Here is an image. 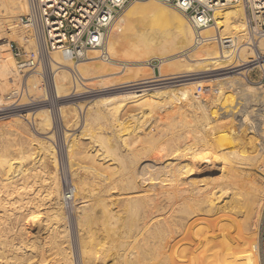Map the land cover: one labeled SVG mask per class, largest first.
<instances>
[{
    "label": "bare ground",
    "instance_id": "1",
    "mask_svg": "<svg viewBox=\"0 0 264 264\" xmlns=\"http://www.w3.org/2000/svg\"><path fill=\"white\" fill-rule=\"evenodd\" d=\"M26 12V0H0V87L3 89H6L7 83L20 77L11 54L10 38L14 37L22 43L32 52L33 58L39 54L32 31L28 28L22 31L16 29L19 24L26 27L20 19ZM4 28L8 36L3 33ZM247 33L245 11L240 4L211 12L210 22L205 27H198L187 14L167 1L136 0L123 8L102 44L85 56L73 58L58 50L43 51L50 78L51 99L53 104H59L56 114L67 143L64 154L68 158L66 164L70 182L59 179V162L54 146L45 139H50L52 134H43L46 129L53 128L52 112L46 106H40L33 112L29 110L36 118L34 133L42 137L29 136L28 143L17 144L15 148L11 142L16 153H12V157L0 155V226H8L7 223L14 219L16 222L23 218L35 220L36 215L41 213L39 207L43 205L47 206L48 212L53 210V218H58L61 209H64L62 205L72 197L78 264H95L96 260L104 262L106 259L113 264H210L211 261L215 264H259L256 235L253 236L252 231L259 223L264 203V177L254 171L257 169L264 173V86L247 84L237 70L257 67L264 74V37L253 42L249 41ZM115 53H120L124 59L112 57ZM142 57L151 59L139 63L143 61ZM38 68L37 62L31 78L40 72ZM110 76L113 78L108 80ZM97 77L110 84L101 88L97 93L100 97L94 99L95 102H79L78 105L68 101L75 98V94H91L92 90L84 89V81ZM205 78H211L210 83H204ZM93 81L92 84L96 85L97 80ZM25 85L28 86L26 80ZM21 88L19 83L18 88L3 98L10 99ZM41 89L39 81L31 91L37 93ZM226 91L234 92L232 95ZM19 94L22 95V92ZM8 101L10 107L18 104L12 99ZM128 103L134 104L140 111L137 114L127 113L129 116L124 113L133 120L130 126H124L127 118L124 121L119 117ZM153 107L164 111L163 114L166 112V119L171 117V120H176L178 117V124L189 123V117L195 121L198 118L197 125H194H201L212 136L205 140V135L201 137L206 148L211 149L219 160L216 176L212 175L213 168H210V173L199 174L194 170L195 164L181 161L187 155L191 159L197 156L196 150L191 147V141L198 135L197 130L194 131L197 134L192 137L194 139L178 134L180 138L176 130L165 136L163 141L161 137L157 141V136L156 139L151 135L150 121L144 120L141 124L140 120L151 109L154 111ZM82 108L86 109V113L81 118L79 113ZM131 108L126 109L130 111ZM10 113L0 112V122L29 114ZM101 118L116 121L110 138V135L106 138L91 126L93 121ZM68 126L74 130L80 127L78 134L87 137L92 151L79 146L86 140L79 142L77 138L78 144L74 142L73 133L76 131L68 133L67 130H71ZM69 134L72 138L67 141ZM72 159H79L80 164L75 162L77 166L73 167L75 163ZM204 177L210 182L206 186L203 184ZM241 206L245 207V213L240 214ZM47 217L52 218L48 214ZM202 221L209 225L212 235L208 239L214 243L209 241L211 248L200 247L201 250H198L194 248L196 237L189 235L187 230L193 223ZM50 222L46 224L48 226L44 224L45 228L49 229L53 221ZM53 225L56 227L55 223ZM46 230H41V234ZM54 230L49 237L56 249L50 245L58 251L55 254L62 255V258L59 257L63 260L62 264H66L71 255L66 257L68 251L60 245L68 243L66 240H70L71 236L68 238L67 231L65 239L63 231ZM191 231L193 234L194 230ZM181 232L183 236L178 237ZM99 236L102 242L98 240ZM59 238L60 241L57 240ZM10 242L0 234V264H19L15 261L16 254L6 253V247L4 250ZM183 243L191 246L185 248ZM30 244L33 245V242ZM37 248L41 249L40 245ZM43 253H39L40 259L37 257L38 264L45 263ZM52 255L51 258L54 257ZM24 256H21V261L28 264L34 261L31 256ZM51 258L47 262L52 261Z\"/></svg>",
    "mask_w": 264,
    "mask_h": 264
},
{
    "label": "rangeland",
    "instance_id": "2",
    "mask_svg": "<svg viewBox=\"0 0 264 264\" xmlns=\"http://www.w3.org/2000/svg\"><path fill=\"white\" fill-rule=\"evenodd\" d=\"M22 18V16H20V19ZM13 23H16L15 21L13 22ZM27 27H23V25L22 24H19V25H17V27H16V29L17 30H19V31H22V29H25V30H27L26 29ZM29 31H27L26 33H28ZM3 33L5 34V36H8L7 34V30H6V28H4V30H3ZM117 35L118 34H120V32L119 33H116ZM10 38V37H9ZM9 41H11V42H13L14 43V45H16L18 48H19V51H20V56L19 57H15V56H13L12 55V57H13V59H14V64H15V67H16V60L17 59H24V58H28V57H32V52L30 51V50H28V49H26L25 47H24V45L22 44V43H20L18 40H16V38H10L9 39ZM117 53V52H116ZM115 53V55L114 56H112V57H119L120 56V58L122 57L123 59H124V57L120 54V53H118V55ZM12 54V53H11ZM138 59V58H137ZM141 59H143V57L141 58ZM151 58L150 57H145L144 59H143V61H139V63L140 62H144V60L146 61H148V60H150ZM146 61V62H147ZM39 68H38V70L40 71L38 74L36 73V75H34V77L33 78H31V75L33 74L32 73V71L34 70H31V71H27V72H24V73H21V72H19L20 73V77L17 79V81H15L14 80V82H13V80H12V82H9V83H7V87H6V89H3L2 87H0V103H1V105H0V112H4V113H7V111L8 112H12V113H10V114H15V113H17V114H19V112L20 113H23V114H25V113H27L28 114V112H29V114H28V116L29 115H31V116H25V117H22L21 118V116H18V115H16V116H18V117H9V118H6V119H4L2 122H0V125H1V128H0V155H5V156H7V157H12L15 153H16V151H15V146L17 145V144H21V143H24V144H26V143H28L29 142V138L30 137H32V136H35L34 138H38L39 136H41V134H37V133H34V132H36V129H34V128H37L36 127V125H34L35 124V122H36V118L34 117V115L32 114V113H30V111H34L36 108H38V107H42V106H46L49 110H50V112H52L51 114H52V116L54 117V125H53V128L52 129H46L45 131H47V132H44V131H42V132H44L43 134H46L47 135V133H49V134H52L51 136L52 137H50V139H47V138H45L46 140H49V142L54 146V149H55V155L57 156L56 158H57V162H59V163H57V168H58V170H57V175H58V177H59V179H61V182H70V174H69V170H68V164H66V163H68V158L66 157V154H64L65 153V145L67 144L65 141H64V139H63V133H62V131H63V126H62V124H61V121H59V118L57 117V114H56V110H57V107L59 106V104L58 103H54L53 104V102H52V99H51V87L49 86V81H48V79H50V78H48L49 77V74H47V66H46V59H44V55L43 54H41V56L39 57ZM122 62H126V61H122ZM138 63V62H137ZM145 67L146 65H137V67ZM48 67H49V63H48ZM55 67V66H54ZM57 67V66H56ZM55 67V68H56ZM148 67V66H147ZM36 68V67H35ZM53 68V67H52ZM245 69V70H244ZM155 70H156V68H155ZM243 70V71H242ZM238 72H240V76L242 77V78H244L245 79V81L247 82V84H252V85H256V86H258V84L259 85H262L263 84V86H264V74H261V72H260V70H259V68H257V67H255V68H252V69H247L246 67H242V68H240V69H238L237 70ZM243 74V75H242ZM31 78V79H30ZM99 77H97V78H95L97 81H96V85L95 84H92V82L94 83L95 81H93V80H95L94 78L93 79H89V81L91 82H89L88 80H85L84 82V84H85V87L84 86H82V87H84V89H88V90H92V93L91 94H89V95H85V94H82V95H79V94H75V98H72V99H70V100H68V101H73V103H76V104H78L79 102V104H86V103H93V102H95L94 101V99H98L99 97H100V95L99 94H97L98 92H100V90H102L103 88H106L105 87V85L106 86H108L110 83H108V82H105V81H102V80H104L103 78L102 79H98ZM113 77H109L108 78V80H110V79H112ZM25 80H26V84H28V86H26L25 85ZM205 81H204V83H207L208 84V82L210 83V81H211V78H205L204 79ZM4 81V80H3ZM40 81V86H41V90L39 91V92H33V91H31L32 90V87H35L36 85H37V83ZM86 81H87V83H86ZM100 81V84L98 83ZM107 81V80H106ZM105 84H104V83ZM19 83H20V85L24 88V91L22 92V95H20V94H18L16 97H11L10 99H7V100H5L3 97H4V95L5 94H7V93H9L11 90H14V89H16V88H18L19 87ZM88 83H89V85H91V87L88 85ZM99 85H98V84ZM256 83V84H255ZM108 84V85H107ZM117 84V83H116ZM89 87H88V86ZM94 85V86H93ZM103 85V86H102ZM111 86H113V85H111ZM209 86V85H208ZM29 87V88H28ZM99 87V88H98ZM31 88V89H30ZM98 88V89H97ZM102 88V89H101ZM109 88V87H108ZM29 91H28V90ZM81 90H83V89H81ZM19 91V90H18ZM47 91V92H46ZM228 91V90H227ZM226 91V92H227ZM6 92V93H5ZM28 92H30V94L28 93ZM33 92V93H32ZM233 92L234 91H232V92H227V93H229V94H232L233 95ZM83 96V97H82ZM66 97V98H65ZM65 97H63L62 99H67V96H65ZM70 97V96H69ZM16 100V102L15 103H18L17 104V106H11L10 107V104H9V101L8 100ZM28 99V100H27ZM1 100H3L2 102H1ZM26 100V101H25ZM86 100V101H85ZM93 100V101H92ZM28 101V102H27ZM92 101V102H91ZM31 103V104H30ZM36 103V104H35ZM40 103H42L41 105H37V104H40ZM27 104V105H26ZM29 104V105H28ZM58 104V105H57ZM78 104V105H79ZM96 104H98V103H96ZM129 105H128V107H127V104H126V106L123 108V115H120V117H119V120L121 119V120H124L125 118H127V120H126V122L124 123V126H130V124L129 123H131V122H133V120H132V118H130L129 119V117H126V116H129V114L131 113V114H137L140 110L138 109V108H136V106L134 105V104H131V103H128ZM131 104V105H130ZM133 106V107H135V108H131V107ZM7 107H9V108H7ZM128 108H131L130 109V111L129 110H127ZM154 108V107H153ZM157 107H155L154 108V111L151 109L148 113L147 112H145V113H147V114H145L144 115V117H142V119L140 120V122H141V124L144 122V120L146 121V120H149L150 121V124L148 125V127H150V132H151V135L154 137V138H156V136H157V138L158 137H161L162 138V140H161V138L159 139H157V141H159V140H161V141H163L164 140V138H166V137H168V135H171L170 134V132H172V131H177L178 133H176L177 135L178 134H183V136L184 135H187L188 137H190V138H192V137H194V136H196L197 134V138L195 137V139L194 138H192V139H194L193 141H191V147L193 146L194 148L192 149V150H196V152H197V156L194 158L193 157V159H191L192 157H190V156H185V157H183V158H181V161L182 162H186V161H188V162H190V163H192V164H195L194 165V170H196L195 172H197V173H199V174H206V173H210V168H213V169H211V170H218V169H216L217 168V165L219 164V160L218 159H216L217 157H214V156H216V154L215 153H213V151L211 150V149H207L206 148V146L204 145L205 143H203V140H202V137L201 136H207V137H203L204 138V140H205V138L207 139L208 137L209 138H212V136L210 137V133H208L207 132V130L206 129H204L201 125H198V126H196L197 124H196V121H197V119H196V121H195V119H191L192 117H189L188 119H190V120H188V122L189 123H186L185 125L184 124H178L176 121L177 120H179V118L177 119L176 118V120H175V118H173L172 120H171V117H170V120H169V118L168 119H166L167 117H165V113L163 114V112L164 111H162V112H160L158 109H156ZM19 110V111H18ZM30 110V111H29ZM126 110V111H125ZM125 111V112H124ZM151 111H153V112H151ZM159 113H157V112ZM55 113V114H54ZM86 113V109H84V108H82V109H80V113H79V115L81 116V118H82V115H84ZM122 113V112H121ZM124 113H125V115H124ZM127 113H129V114H127ZM151 114V116H150V114ZM148 115V116H147ZM158 115V116H157ZM56 116V117H55ZM146 116V117H145ZM26 117H28L27 119H26ZM149 117H150V119H149ZM156 117V118H155ZM11 118V119H10ZM13 118V119H12ZM31 118H33L32 120H31ZM144 118V119H143ZM164 120H163V119ZM19 119V120H18ZM58 119V120H57ZM111 120V122L109 121V119H107L108 121H106L105 120V118H101V119H98V120H96V122L95 121H93L92 122V124H91V126L93 127V128H95V131L96 132H99V133H101L102 135H104L106 138H107V136L108 135H110L108 138H110L111 137V132H112V127H114L113 125L115 124L116 125V121H114V120H112V118H110ZM124 120V121H125ZM9 122L8 124L6 123V122ZM172 121H173V123H172ZM191 121V122H190ZM194 121H195V123H194ZM33 122V123H32ZM79 122H81V121H79ZM114 122V123H113ZM158 122V124H156ZM162 122V123H161ZM169 123V125H168V123ZM171 122V123H170ZM198 122V121H197ZM11 123V124H10ZM58 123V124H57ZM110 123V124H109ZM128 125H127V124ZM4 124H7V125H4ZM178 124V125H177ZM194 124H196V125H194ZM10 125H12V126H15L16 128H12V126H10ZM34 125V126H33ZM160 126V127H159ZM169 126V127H168ZM4 127V128H3ZM104 127V128H103ZM18 128V129H17ZM68 128L69 129H71V128H73L72 126H68ZM80 129V127H76V130H74V129H71V130H67L68 131V133H72V132H74V131H76V132H74L73 133V137L75 138L74 139V142L75 143H77L78 144V141H76L77 140V138H78V140H79V142H80V140H82V141H85L86 143L88 142L89 143V140L87 139V137H85V136H83V135H80V134H78V132L80 131H77V129ZM96 128L98 129V130H96ZM103 128V129H102ZM111 128V129H110ZM157 128H160V129H157ZM175 128V129H174ZM99 129H101V131H99ZM152 129V130H151ZM194 129V130H193ZM202 129V130H201ZM12 130H14V131H12ZM19 130V131H18ZM20 130L22 131V133L20 132ZM111 130V131H110ZM157 130V131H156ZM159 130V131H158ZM179 130V131H178ZM197 130V134H195V132L194 131H196ZM204 130H206L205 132L207 133V134H205V132H204ZM2 131V132H1ZM51 131L53 132V133H51ZM110 131V132H109ZM155 131V132H154ZM175 131V132H176ZM198 131H200V132H198ZM41 132V133H42ZM108 132V133H107ZM168 132V133H167ZM186 132V133H185ZM190 132H194V133H190ZM106 133V134H105ZM110 133V134H109ZM203 134V135H201V134ZM48 134V135H49ZM167 134V135H166ZM175 134V135H176ZM190 134H192L193 136H191ZM79 135V136H78ZM107 135V136H106ZM200 135V136H199ZM14 136V137H13ZM30 136V137H29ZM38 136V137H37ZM69 137H67V141L68 140H70L71 138H72V135H68ZM77 136V137H76ZM166 136V137H165ZM179 136V135H178ZM42 137V136H41ZM40 137V138H41ZM85 137V138H84ZM180 138H182L181 136H179ZM81 138V139H80ZM199 138H201V139H199ZM88 140V141H87ZM201 140V141H200ZM209 140V139H208ZM81 141V142H82ZM147 141V140H146ZM198 141V142H197ZM11 142H12V144H11ZM85 142H82V144H84V146L81 144L80 145V143H79V146L81 147H83L84 149H86L87 151L88 150H90V151H92V149H91V144L89 143H87L88 145H86V143ZM192 143L194 144V145H192ZM202 143H203V145H202ZM12 145V147H14V148H12L11 147V145ZM146 144H148V143H146ZM220 144V143H219ZM150 145V144H149ZM90 146V147H89ZM203 146V147H202ZM205 146V147H204ZM81 147V148H82ZM12 149V150H11ZM182 149V148H181ZM206 149V150H205ZM202 150V151H201ZM12 151V152H11ZM15 152V153H14ZM207 152V153H206ZM209 152V153H208ZM12 153H13V155H12ZM205 153L206 154H208V155H205ZM213 154V155H212ZM12 155V156H11ZM202 156V157H201ZM204 156V157H203ZM212 156V157H211ZM198 157V158H197ZM201 157V158H200ZM207 160H206V159ZM209 158V159H208ZM211 158V159H210ZM214 158V159H213ZM67 159V160H66ZM201 159V160H200ZM203 159L205 160V161H203ZM78 160V161H77ZM197 160V161H196ZM209 160V161H208ZM212 160V161H211ZM218 160V161H217ZM72 161L75 163H77V164H80V162H79V159H72ZM207 161V162H206ZM72 162V163H73ZM194 162V163H193ZM62 163V164H61ZM74 164L73 165V167H76L77 166V164ZM210 163V164H209ZM217 163V164H216ZM212 164H214V166H212ZM208 165V166H207ZM201 166V167H200ZM203 166V167H202ZM205 166V167H204ZM65 167V168H64ZM205 168V169H204ZM207 168H209V169H207ZM61 169V170H60ZM63 169V170H62ZM201 171H200V170ZM203 169H204V171H203ZM65 170V171H64ZM209 170V171H208ZM60 171V172H59ZM208 171V172H207ZM213 172L212 173V175L213 176H216L215 174H218L217 172L218 171H216V172ZM254 171L255 172H257V173H259L261 176H263L264 177V173H262L261 171H259V170H257V169H254ZM65 174H66V176H65ZM64 176V177H63ZM69 178V179H68ZM21 180H19L18 182H20ZM210 182L208 181V178H206V177H204V180H203V184L206 186V184L208 185ZM42 192H43V189H42ZM43 194H45V193H43ZM42 194V195H43ZM40 198V197H39ZM45 201V202H44ZM43 202L44 203H46V200H44ZM69 201V203L67 204V202ZM72 197H70V198H68V199H66V201L64 202V205H62V208H64V209H61V211H60V216H58V218L57 217H55V218H53L52 216V213H53V210L52 209H50V212H48L49 211V209L48 208H46L47 206L46 205H43V207L41 208V207H39L41 210H39V213L40 214H37L36 216L38 217H36V219H39V220H41V221H37L36 219L35 220H33V219H28V218H23V219H21V220H18V222H16V220L14 219V220H12V221H10L9 223H7L8 224V226H6L5 224L4 225H1L0 226V234H1V236L3 237V238H5L6 239V241L7 242H10V244L9 245H6V246H4V250H5V247H6V250H5V252L6 253H8V254H16V259H15V261L17 262V263H19V264H21V263H23V264H28V263H26V262H23V261H21V256H23V257H25L24 255H26V256H31L32 257V260L34 259V261L36 260V262H31V263H35V264H38L39 263V259H40V257H38V256H40V254L39 253H42V251L44 252L43 253V255H45L44 257H46V258H44V262L45 263H40V264H55L56 263V261H58V264H62V255H58V254H55L56 252L58 253V251L57 250H53V247H54V244L55 243H53V239L51 240V236L49 237V235L51 234V232H54L55 230L54 229H57L58 231H60L61 230V232H62V235L64 236V237H66L65 239H67V236H68V238L70 237V240H66V241H69L67 244L65 243V245H64V243L63 244H61L60 246L61 247H63V248H65L66 247V249H67V253L65 254V256L66 257H69V254L71 255L70 257H69V259L67 260L68 262H66V264H78V262L80 261L78 258H79V254H78V252H79V249H78V246H77V244H76V242H75V240H76V235H77V227L75 226V222H74V218H73V204H72ZM47 204V203H46ZM71 206V207H69L68 208V206ZM46 206V207H45ZM65 206V207H64ZM44 207H45V210H44ZM42 209H43V211H42ZM67 209H69V210H67ZM65 210H67V211H65ZM47 211V212H46ZM63 211V212H62ZM42 212H45L44 214H48V216L49 217H52L51 219L50 218H48L47 217V219L45 218V216H47V214L46 215H44ZM52 212V213H51ZM67 212V213H66ZM68 212H69V214L71 215V217L69 216V214H68ZM240 214H242V213H245V207L244 206H241L240 207ZM61 213H63V214H61ZM67 214V216L66 217H64L65 215ZM43 215V216H42ZM52 215V216H51ZM63 215V216H62ZM238 215V217H240V215L239 214H237ZM39 217H41V218H39ZM60 217H62V219H60ZM68 217V218H67ZM196 217V216H195ZM237 217V218H238ZM263 217H264V203H263V207H262V210H261V212H260V218H259V223H257V225H256V228L255 229H253V231H252V235L253 236H255V240H256V249H257V259H258V263L259 264H262V262H261V259H260V256H259V252H258V241H259V237H260V233H261V226H262V222H263ZM45 219V221H44V219ZM65 218V219H64ZM69 220L68 221V223L69 224H71V225H69L68 223L66 224V222H67V219ZM28 219V220H27ZM49 219V220H48ZM53 219V220H52ZM55 219V220H54ZM43 220V221H42ZM50 220H51V222H52V224H49V229L48 228H45L46 226H48V225H46V224H48L49 222H50ZM72 220V221H71ZM192 219H190V221H191ZM2 220H0V222H1ZM28 221V222H27ZM33 221V222H32ZM47 221H49V222H47ZM58 221V224L56 223ZM62 221V222H61ZM190 221H188V222H190ZM26 222V223H25ZM39 222V223H38ZM43 222H45V223H43ZM50 222V223H51ZM72 222H73V225H72ZM29 223V224H28ZM40 224V225H38V224ZM53 223H55L56 224V227L53 225ZM26 224V225H25ZM34 224H35V226H34ZM46 226H45V225ZM199 224H203L202 226L201 225H199ZM205 224V225H204ZM259 224V225H258ZM37 225V226H36ZM51 225V226H50ZM55 227H53V226ZM57 225H58V227H57ZM60 225H62V226H60ZM69 227H68V226ZM10 226V227H9ZM31 226V227H30ZM41 228H40V227ZM207 226V227H206ZM7 227V228H6ZM9 227V228H8ZM39 227V229H37ZM74 227V228H73ZM199 227H201V228H199ZM15 228V229H14ZM27 228V229H26ZM32 228V229H31ZM68 228V229H67ZM70 228V229H69ZM73 228V229H72ZM193 228V229H192ZM195 228V229H194ZM205 228H209V225L207 224V222H196L195 224L193 223L189 228H188V233H189V235H193L194 237H196V238H194V242H195V245H194V248H197L198 250H199V248L200 247H202V249H207V248H211L212 246H211V244H210V242H212L211 240H209L210 239V237H211V235H212V233H211V231L208 229H205ZM2 229V230H1ZM14 229V230H13ZM47 229V230H46ZM51 229V230H50ZM60 229V230H59ZM76 229V230H75ZM39 230V231H38ZM41 230H46V232H47V234H46V232H44V234H43V232H42V234H41ZM50 230V231H49ZM54 230V231H53ZM73 230H74V232H75V234L73 235ZM191 230H194L193 231V234H192V231ZM49 231V232H48ZM67 231H68V235H67ZM196 231V234H194V232ZM207 231V232H206ZM208 231H209V235H208ZM11 232H12V234H11ZM57 232V231H56ZM64 232H65V234H64ZM71 232H72V234H71ZM184 232H185V229L183 230V234H184ZM8 234V235H7ZM36 234V235H35ZM37 234H40V235H38V237H39V239H41L40 241H39V239H38V237H36L37 236ZM183 234H182V232L179 234V235H177L178 237H182L183 236ZM200 234V235H199ZM14 235V236H13ZM61 235V234H60ZM72 235H73V237H72ZM199 235V236H198ZM206 235V236H205ZM41 236V237H40ZM42 236H43V238H42ZM202 236V237H201ZM205 236V237H204ZM24 237H26V239H23ZM74 237H75V239H74ZM100 238L98 239L100 242H102L103 241V239H102V237L101 236H99ZM19 238V239H18ZM22 238V239H21ZM209 238V239H208ZM10 239V240H9ZM16 239H17V241L19 242V240H20V242L19 243H17V241H16ZM29 241H28V240ZM35 239H38V240H35ZM49 239H50V241H49ZM64 238H62V240H65ZM101 239V240H100ZM24 240V241H23ZM57 240H61L60 238L59 239H57ZM202 242H201V241ZM28 241V242H27ZM38 241V242H37ZM42 241V242H41ZM48 241V242H47ZM52 241V242H51ZM210 241V242H209ZM23 242L25 243V244H23ZM30 242H33V245L32 244H30ZM45 242V243H44ZM27 243V244H26ZM37 243H39V244H37ZM48 243V244H47ZM50 243H51V245L53 246H51L50 245ZM75 245H74V244ZM212 243H214V242H212ZM19 244H21V245H19ZM23 244V245H22ZM187 243H183L182 244V246L184 247L185 246V248L186 247H190L191 245L189 244L188 246L186 245ZM202 244V245H201ZM16 245V246H15ZM39 245H40V247H41V249L40 248H37V246L39 247ZM44 245H46V246H44ZM47 245H49V246H47ZM62 245H64V246H62ZM197 245H198V247H197ZM8 246H10V247H8ZM29 246H31V247H29ZM68 246H70L69 248H68ZM75 246H76V248H77V250H75L76 248H75ZM43 247H45V248H43ZM56 247V246H55ZM54 247V249H56ZM74 247V248H73ZM10 248V249H9ZM12 248V249H11ZM18 248V249H17ZM22 248V249H21ZM45 249V250H43V249ZM16 249V250H15ZM30 249V250H29ZM39 249H40V251H39ZM50 251H48V250ZM11 250V251H10ZM13 250V251H12ZM15 250V251H14ZM53 250V251H52ZM75 250V251H74ZM200 250H201V248H200ZM9 251V252H8ZM18 251V252H17ZM23 251V252H22ZM37 251H38V253H37ZM52 251V252H51ZM14 252V253H13ZM27 252V253H26ZM29 252V253H28ZM33 252V253H32ZM24 255H23V254ZM39 254V255H37V254ZM45 253H48V255H50V256H48L47 254H45ZM49 253H51V254H49ZM20 255V258H19V255ZM36 254V255H35ZM53 254V255H52ZM68 254V255H67ZM47 255V256H46ZM51 255L52 256H54L53 258H54V260H53V258H51ZM55 255H58V256H55ZM78 255V256H77ZM36 257V258H35ZM39 259H38V258ZM49 257V258H48ZM59 257H61V258H59ZM75 257H77V258H75ZM51 258V260L52 261H50V260H48V262H47V259H50ZM58 258V259H57ZM19 259H20V261L21 262H19ZM72 259V260H71ZM77 259H78V261H77ZM54 261V262H53ZM59 261H60V263H59ZM72 261V262H71ZM76 261V262H75ZM108 261V262H107ZM111 260L110 259H106V261L104 260V262L103 261H99V260H96V263L95 264H99V263H97V262H103L102 264H113V261L112 262H110ZM0 262H2V260H0ZM31 263H29V264H31ZM214 262H210V264H213ZM57 264V263H56ZM215 264V263H214Z\"/></svg>",
    "mask_w": 264,
    "mask_h": 264
},
{
    "label": "built area",
    "instance_id": "3",
    "mask_svg": "<svg viewBox=\"0 0 264 264\" xmlns=\"http://www.w3.org/2000/svg\"><path fill=\"white\" fill-rule=\"evenodd\" d=\"M27 12L21 20L39 47L36 58L16 60L19 72L35 69L43 51H62L73 58H80L99 47L123 8L136 0H26ZM167 1L187 14L191 22L205 27L210 13L240 4L245 11L247 36L255 42L264 37V0H156ZM13 56L19 57V48L9 43ZM39 63V62H38ZM23 92L24 88L16 93ZM16 102V100H15ZM264 222V217H263ZM259 256L264 264V228L258 241Z\"/></svg>",
    "mask_w": 264,
    "mask_h": 264
},
{
    "label": "crops",
    "instance_id": "4",
    "mask_svg": "<svg viewBox=\"0 0 264 264\" xmlns=\"http://www.w3.org/2000/svg\"><path fill=\"white\" fill-rule=\"evenodd\" d=\"M263 228H264V222H262L261 231L263 230Z\"/></svg>",
    "mask_w": 264,
    "mask_h": 264
}]
</instances>
